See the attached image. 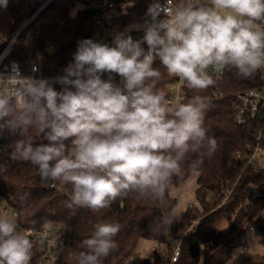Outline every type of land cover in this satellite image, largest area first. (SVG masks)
<instances>
[{
    "label": "clouds",
    "instance_id": "1",
    "mask_svg": "<svg viewBox=\"0 0 264 264\" xmlns=\"http://www.w3.org/2000/svg\"><path fill=\"white\" fill-rule=\"evenodd\" d=\"M146 15L150 19L136 28L140 39L119 33L114 46L81 40L62 75L25 76L15 64L0 73V138L34 129L46 142L16 140L12 158L37 166L42 183L71 185L69 207L99 211L132 193L166 204L185 158L193 154L196 169L217 151L205 126L204 98L173 107L156 88L157 61L198 91L216 83L213 73L235 69L247 79L264 70V0H178L174 6L154 0ZM179 218L173 207L158 226ZM120 230L117 222L98 223L83 241L86 251L74 254L76 264H102L117 248ZM33 248L27 230L0 215V264H30Z\"/></svg>",
    "mask_w": 264,
    "mask_h": 264
},
{
    "label": "trees",
    "instance_id": "2",
    "mask_svg": "<svg viewBox=\"0 0 264 264\" xmlns=\"http://www.w3.org/2000/svg\"><path fill=\"white\" fill-rule=\"evenodd\" d=\"M38 1L42 4L46 0ZM97 1L53 0L28 29L32 34L37 29L40 31L37 39L44 74H63V69L72 62L79 42L94 39ZM112 1L117 6L124 27L138 22L142 13L154 2ZM25 3V0H7V7L0 6V51L5 45L4 36L12 34L15 26L25 18ZM33 11L31 9L28 15ZM12 20L16 23L12 24ZM17 52L14 49L12 57L20 61L27 74L28 65ZM156 66L162 72L156 88L164 90L168 98L169 87L178 78L169 76L159 61ZM102 78L107 79L105 74ZM263 85L264 70L246 79L238 76L235 69H226L223 90L227 96L215 100L211 86L198 91L189 89L185 83L187 99L184 102L201 96L207 103L205 126L209 128V135L217 139L218 149L211 157L204 155L203 164L196 169L190 166L196 157L189 154L185 158L181 165L182 175L172 178L171 190L166 193V204L132 193L99 211L69 207L71 185L59 181L42 183L37 166L12 158L16 140L31 139L34 144L46 142L34 129L23 136L0 138V203L18 212V222L23 227L43 229L48 237L55 239L58 264H76L74 254L86 251L83 241L93 235L95 226L101 222L121 225L120 232L114 237L117 248L102 260V264H125L140 239L153 240L165 246L171 255L168 264H264V255L248 251L250 234L262 237L264 242V167L261 166L262 170L258 172L253 166V163L259 164V151L253 163L238 159L239 153L248 159L259 147L262 164L264 138L259 137V124L250 122L239 125L233 115L235 95ZM56 89L61 90V86L57 84ZM65 143L70 145L71 139ZM193 173L198 174L195 194L202 211L187 209L179 213L180 218L171 225L159 227L160 220L178 205L171 194L173 188L189 180ZM223 220L228 222V226L219 227ZM176 251L179 256L173 261ZM46 252V245L34 244L30 264H38Z\"/></svg>",
    "mask_w": 264,
    "mask_h": 264
},
{
    "label": "built area",
    "instance_id": "3",
    "mask_svg": "<svg viewBox=\"0 0 264 264\" xmlns=\"http://www.w3.org/2000/svg\"><path fill=\"white\" fill-rule=\"evenodd\" d=\"M26 16L25 18L15 26L14 31L10 35L9 39L3 40L5 45L0 51V73H8L11 71L12 66L18 65L20 71L25 76H33L36 78H53L59 75H46L43 72L41 65L42 52L38 48V36L39 29H37L33 34L28 32V29L34 24L37 17L42 11H44L53 0H46L44 3L40 4L38 0H25ZM161 4H164L166 0H160ZM205 2V0H194L195 4H200ZM175 1L172 0V6L175 5ZM34 9V11L28 15L29 11ZM29 10V11H28ZM147 10L144 11L140 17V20L129 27L128 31H124L126 27L121 24L119 19V12L115 2L112 0H98L96 4V17H95V28L96 33L94 35V40L108 44L109 46H114L113 40L115 36L119 33H124L125 35H131L134 39H140L143 36V32L136 30L137 26L142 25L150 17L146 15ZM119 22V23H117ZM12 24H15V20H12ZM147 49V45H144ZM17 50L16 54L24 59V62L28 65L27 74L18 59H14L13 51ZM52 49V47H50ZM62 75V74H60ZM108 79V74L105 73ZM114 82L122 86L121 78L113 74ZM213 77L216 83L211 86L212 88V98L217 100L226 97V93L223 90V85L226 78V70L222 73H213ZM178 78V77H177ZM170 96L168 99L172 101V106L175 107L177 104L184 102L187 99V93L185 91V82L181 81L179 78L177 82L169 87ZM235 103L233 105V115L235 121L239 125H246L250 122H254L260 125L259 137L264 138V85L239 92L235 95ZM251 150V148H250ZM259 151V164L253 163V160L257 159L256 154ZM255 156V157H254ZM261 149L256 147L254 152L248 159L241 153L238 154V159L241 161L247 160L249 163H253L256 171H261ZM3 215L9 216L14 219L18 225V230H27L30 239L34 244L40 246H45L47 252L41 258L38 264H58L59 254L57 249V243L55 239L48 237L47 233L42 229L30 227L25 228L18 222L19 214L16 210H11L8 207H2ZM254 230V227H252ZM179 256V252L176 251L172 260L176 261Z\"/></svg>",
    "mask_w": 264,
    "mask_h": 264
},
{
    "label": "rangeland",
    "instance_id": "4",
    "mask_svg": "<svg viewBox=\"0 0 264 264\" xmlns=\"http://www.w3.org/2000/svg\"><path fill=\"white\" fill-rule=\"evenodd\" d=\"M78 8L73 11L74 14H76ZM128 29L129 27H126L124 31H128ZM10 35L4 36L3 40L9 38ZM261 166L264 167V162ZM197 179L198 174L193 173L189 180L173 188L171 194L177 199L179 213L187 209L192 212L202 211V207L197 202L195 194L198 187ZM2 207H6L3 202L0 203V214H2ZM226 226H228V222L223 220L219 227ZM248 251L252 254L264 255V242L262 237L254 235V233L250 234L248 237ZM170 259L171 255L167 253L165 246H161L153 240L140 239L125 264H168Z\"/></svg>",
    "mask_w": 264,
    "mask_h": 264
},
{
    "label": "water",
    "instance_id": "5",
    "mask_svg": "<svg viewBox=\"0 0 264 264\" xmlns=\"http://www.w3.org/2000/svg\"><path fill=\"white\" fill-rule=\"evenodd\" d=\"M117 23H119V22H117ZM55 50H53L52 52H54Z\"/></svg>",
    "mask_w": 264,
    "mask_h": 264
},
{
    "label": "crops",
    "instance_id": "6",
    "mask_svg": "<svg viewBox=\"0 0 264 264\" xmlns=\"http://www.w3.org/2000/svg\"><path fill=\"white\" fill-rule=\"evenodd\" d=\"M164 253H165V251H164Z\"/></svg>",
    "mask_w": 264,
    "mask_h": 264
}]
</instances>
